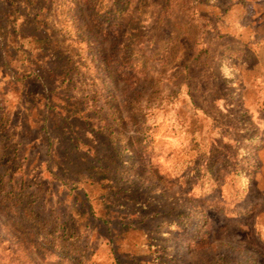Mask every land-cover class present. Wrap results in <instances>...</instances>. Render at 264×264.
<instances>
[{
	"label": "rangeland",
	"instance_id": "obj_1",
	"mask_svg": "<svg viewBox=\"0 0 264 264\" xmlns=\"http://www.w3.org/2000/svg\"><path fill=\"white\" fill-rule=\"evenodd\" d=\"M0 263L264 264V0H0Z\"/></svg>",
	"mask_w": 264,
	"mask_h": 264
},
{
	"label": "trees",
	"instance_id": "obj_2",
	"mask_svg": "<svg viewBox=\"0 0 264 264\" xmlns=\"http://www.w3.org/2000/svg\"><path fill=\"white\" fill-rule=\"evenodd\" d=\"M31 2H34L36 0H29ZM21 40V45L23 44L25 46L24 43H26V47H36L38 49H41V43H42V39L38 38L36 36H33L31 34H22L19 38ZM25 47V48H26ZM20 49H22V47H18ZM29 49V48H27ZM31 51V50H29ZM191 144L193 145V147H197V142L196 140L191 137ZM200 151V150H199ZM255 168H251V164H246L244 166H236L235 169L232 171V174L234 177H237V182H239L240 186L239 187H235L233 186V181L230 182L231 180H225V179H219V177H216L212 171H208V175H207V179H209V181H213V183H219L218 185L222 186L225 188V198L226 197H230L231 200L234 201H239L241 199L242 196V192L247 188V185L249 184L252 174L254 172ZM104 170H102L101 168H94V173L98 174L100 176V178H104ZM220 181V182H219ZM224 198V196H223ZM199 202L201 203V206L203 208H207V209H221V210H229V208L227 206H224L225 201H223L222 197L220 199H218L217 197H203V198H199ZM231 211V210H230ZM196 214V213H195ZM199 217V227H202V229H205L206 227L209 226L208 222L206 221V217L203 215H199L196 214ZM202 231V230H201ZM191 242L194 240V238L190 239ZM201 239V243H202ZM196 241V240H195ZM197 242L195 244L196 247H200L201 243ZM7 248V247H6ZM2 264V263H0Z\"/></svg>",
	"mask_w": 264,
	"mask_h": 264
}]
</instances>
